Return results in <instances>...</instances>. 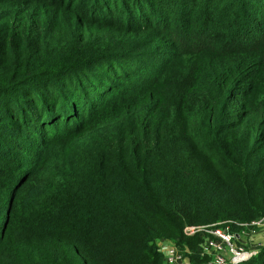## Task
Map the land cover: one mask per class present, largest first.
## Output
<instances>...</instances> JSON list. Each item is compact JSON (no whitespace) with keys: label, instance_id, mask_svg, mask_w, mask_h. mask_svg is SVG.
Masks as SVG:
<instances>
[{"label":"trees","instance_id":"trees-1","mask_svg":"<svg viewBox=\"0 0 264 264\" xmlns=\"http://www.w3.org/2000/svg\"><path fill=\"white\" fill-rule=\"evenodd\" d=\"M262 216L264 0H0V264H205L185 226Z\"/></svg>","mask_w":264,"mask_h":264},{"label":"built area","instance_id":"built-area-1","mask_svg":"<svg viewBox=\"0 0 264 264\" xmlns=\"http://www.w3.org/2000/svg\"><path fill=\"white\" fill-rule=\"evenodd\" d=\"M232 222H221L208 225H187L183 231L185 235L191 236L196 232L203 234V240L199 244V253L208 257L205 264H236L239 261L254 256L258 250L264 246L261 241H254V233L264 228V216L252 220L249 223H236L241 227L234 231L230 227ZM239 234H249L252 246H245L238 243ZM158 248L163 254L164 262L162 264H192L178 246L167 241L158 240Z\"/></svg>","mask_w":264,"mask_h":264},{"label":"crops","instance_id":"crops-1","mask_svg":"<svg viewBox=\"0 0 264 264\" xmlns=\"http://www.w3.org/2000/svg\"><path fill=\"white\" fill-rule=\"evenodd\" d=\"M255 235L253 236L254 241H261L264 243V228L260 229V231L254 233ZM248 235L245 234H239L237 237L238 243H241L245 246L251 247L253 244L251 242V239L248 237Z\"/></svg>","mask_w":264,"mask_h":264},{"label":"rangeland","instance_id":"rangeland-1","mask_svg":"<svg viewBox=\"0 0 264 264\" xmlns=\"http://www.w3.org/2000/svg\"><path fill=\"white\" fill-rule=\"evenodd\" d=\"M208 31H211L212 29L207 28ZM156 245L158 246V242H156Z\"/></svg>","mask_w":264,"mask_h":264}]
</instances>
